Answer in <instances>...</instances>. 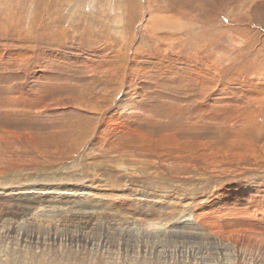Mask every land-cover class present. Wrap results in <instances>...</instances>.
<instances>
[{
  "label": "rangeland",
  "instance_id": "374dc122",
  "mask_svg": "<svg viewBox=\"0 0 264 264\" xmlns=\"http://www.w3.org/2000/svg\"><path fill=\"white\" fill-rule=\"evenodd\" d=\"M0 264H264V0H0Z\"/></svg>",
  "mask_w": 264,
  "mask_h": 264
},
{
  "label": "bare ground",
  "instance_id": "6f19581e",
  "mask_svg": "<svg viewBox=\"0 0 264 264\" xmlns=\"http://www.w3.org/2000/svg\"><path fill=\"white\" fill-rule=\"evenodd\" d=\"M238 123V122H237ZM242 124V123H241ZM46 216H48V215H46Z\"/></svg>",
  "mask_w": 264,
  "mask_h": 264
}]
</instances>
